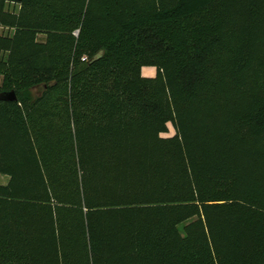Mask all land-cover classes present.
I'll return each mask as SVG.
<instances>
[{"label": "trees", "instance_id": "obj_1", "mask_svg": "<svg viewBox=\"0 0 264 264\" xmlns=\"http://www.w3.org/2000/svg\"><path fill=\"white\" fill-rule=\"evenodd\" d=\"M0 75V264H264V0H0Z\"/></svg>", "mask_w": 264, "mask_h": 264}, {"label": "rangeland", "instance_id": "obj_2", "mask_svg": "<svg viewBox=\"0 0 264 264\" xmlns=\"http://www.w3.org/2000/svg\"><path fill=\"white\" fill-rule=\"evenodd\" d=\"M44 37H45L44 35H40V39H44ZM142 72H143V75H145V76H154L157 72V69L154 66H144L142 68ZM2 80H3V76L0 75V84L2 83ZM170 127H171L170 134H173L174 128L172 125ZM8 180H9V176L4 175V174H0V182L1 183H7Z\"/></svg>", "mask_w": 264, "mask_h": 264}, {"label": "water", "instance_id": "obj_3", "mask_svg": "<svg viewBox=\"0 0 264 264\" xmlns=\"http://www.w3.org/2000/svg\"><path fill=\"white\" fill-rule=\"evenodd\" d=\"M0 100L14 101L17 100V94L14 90L0 93Z\"/></svg>", "mask_w": 264, "mask_h": 264}]
</instances>
